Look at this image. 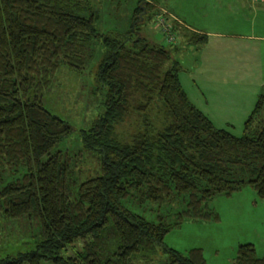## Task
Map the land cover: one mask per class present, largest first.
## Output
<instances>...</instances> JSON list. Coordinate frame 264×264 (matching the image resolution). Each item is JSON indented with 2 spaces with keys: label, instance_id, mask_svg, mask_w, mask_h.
I'll return each instance as SVG.
<instances>
[{
  "label": "trees",
  "instance_id": "trees-1",
  "mask_svg": "<svg viewBox=\"0 0 264 264\" xmlns=\"http://www.w3.org/2000/svg\"><path fill=\"white\" fill-rule=\"evenodd\" d=\"M89 1L0 0V219L32 218L40 227L32 248L4 255L0 264H135L158 252L163 264H205L199 250L181 254L162 238L182 221L216 219L208 204L217 195L246 185L264 198V95L240 136L216 129L179 83L177 46L140 35L139 21L152 6L136 0L127 30L102 34ZM182 28L172 21L169 32ZM204 41L197 33L185 40L197 47ZM95 57L101 99L79 137L97 169L80 179L75 155L56 149L72 127L41 100L57 75L81 74ZM133 94L141 97L133 109L143 128L126 143L114 129ZM153 100L162 108L158 129L145 114ZM175 202L171 222L136 211ZM233 264H264V255L239 244Z\"/></svg>",
  "mask_w": 264,
  "mask_h": 264
},
{
  "label": "rangeland",
  "instance_id": "rangeland-1",
  "mask_svg": "<svg viewBox=\"0 0 264 264\" xmlns=\"http://www.w3.org/2000/svg\"><path fill=\"white\" fill-rule=\"evenodd\" d=\"M136 0H90L91 7L96 11V27L99 33H124L127 30L130 14ZM259 1V0H258ZM152 6L151 12L141 18L139 33L147 41L167 47V41L157 23L160 16L166 23L172 24L169 14L170 5L177 8L178 13L185 15L187 25H199L210 31H228L235 29L238 21L248 20L251 16L250 4L247 0H159L158 3L143 0ZM167 12V15H164ZM162 21L159 20V22ZM235 21V22H234ZM239 23V22H238ZM240 24V23H239ZM238 29V28H237ZM174 44L178 52L175 54L181 70L178 75L186 85L182 70L190 69L197 57V49L193 44H187L182 38L173 34ZM97 58L88 65L81 74L61 73L56 76L53 87L44 93L42 105L66 121L72 132L57 146L58 151H66L75 155L78 161L74 170L80 179L93 175L97 169L94 156L82 151L79 131L89 126L98 113V103L101 92L95 83ZM141 100L133 94L129 101L127 114L114 129L116 139L130 142L142 132L143 116L133 109ZM146 117L152 127L160 128L163 120L162 108L158 101L153 100L146 110ZM246 119V118H245ZM227 131V130H225ZM234 136H240V129L229 128L227 131ZM80 151V152H78ZM208 206L213 210L216 219L210 221H182L178 226L169 229L162 238V245L181 254L190 250H199L205 264H233L236 247L249 243L253 246L256 257L264 255V198H259L255 191L244 185L240 190L230 195H217L211 199ZM177 208V202L171 207L161 204L145 205L143 210H136L148 221H156L159 216L165 222H171L172 214ZM40 227L32 218L22 217L18 220L0 219V258L4 255L13 257L18 251H26L39 240ZM165 254L158 252L149 262L136 261L135 264H163ZM40 264H50L41 262Z\"/></svg>",
  "mask_w": 264,
  "mask_h": 264
},
{
  "label": "crops",
  "instance_id": "crops-1",
  "mask_svg": "<svg viewBox=\"0 0 264 264\" xmlns=\"http://www.w3.org/2000/svg\"><path fill=\"white\" fill-rule=\"evenodd\" d=\"M247 1L256 5L250 6V18L238 21L240 24L228 31L187 25L175 4L169 8L170 19L183 27L177 39L186 40L190 33L205 37L204 43L196 46L193 66L181 72L187 84L179 75L178 79L189 102L216 129H240L257 96L264 95V0Z\"/></svg>",
  "mask_w": 264,
  "mask_h": 264
},
{
  "label": "built area",
  "instance_id": "built-area-1",
  "mask_svg": "<svg viewBox=\"0 0 264 264\" xmlns=\"http://www.w3.org/2000/svg\"><path fill=\"white\" fill-rule=\"evenodd\" d=\"M162 19V21H160L159 22V20H161ZM159 20H157V23H158V25L160 26V28H161V32H162V34H165L166 35V41L167 42H170V43H173V36L170 34V32H169V27H170V24L169 23H166V21H163V20H165L164 18H163V16H160L159 17Z\"/></svg>",
  "mask_w": 264,
  "mask_h": 264
},
{
  "label": "water",
  "instance_id": "water-1",
  "mask_svg": "<svg viewBox=\"0 0 264 264\" xmlns=\"http://www.w3.org/2000/svg\"><path fill=\"white\" fill-rule=\"evenodd\" d=\"M143 13H144V10H143Z\"/></svg>",
  "mask_w": 264,
  "mask_h": 264
}]
</instances>
